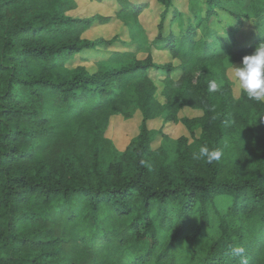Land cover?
I'll list each match as a JSON object with an SVG mask.
<instances>
[{
	"label": "trees",
	"instance_id": "16d2710c",
	"mask_svg": "<svg viewBox=\"0 0 264 264\" xmlns=\"http://www.w3.org/2000/svg\"><path fill=\"white\" fill-rule=\"evenodd\" d=\"M110 1L119 4L115 15L79 16V0H0V264H240L236 246L248 264H264V103L236 97L229 77L264 42V0H186L188 13L157 0L163 11L150 44L141 19L147 1ZM115 19L130 43L86 36ZM225 19L220 34L213 21ZM116 42L92 70L85 64L94 55L84 53ZM154 50L179 66L157 62ZM154 72L169 111L196 78L201 97L188 103L204 115L184 123L201 125L204 137L198 145L179 140L174 170L157 165L146 135L124 174L107 162L116 148L105 131L135 92L152 95ZM213 80L216 92L208 91ZM205 145L222 159L194 160ZM222 197L231 200L223 212ZM184 244L192 247L185 256Z\"/></svg>",
	"mask_w": 264,
	"mask_h": 264
},
{
	"label": "rangeland",
	"instance_id": "374dc122",
	"mask_svg": "<svg viewBox=\"0 0 264 264\" xmlns=\"http://www.w3.org/2000/svg\"><path fill=\"white\" fill-rule=\"evenodd\" d=\"M148 3L147 8L143 11L141 17L143 26L145 29V37L148 41L147 44L153 40L158 33V24L161 21V13L163 6L158 3L157 0H146ZM186 0H175V5L188 13ZM119 4L117 1L106 0L105 2H90L89 0H79V8L73 15L90 16L95 12H100L107 15H115L118 10ZM225 22L220 24L217 21H213V25L218 28L219 33L223 34L225 30ZM169 20L167 18L166 24ZM174 28L179 29L175 24ZM167 32L168 29L166 28ZM251 23H246L243 26L242 35L249 37L251 35ZM86 36L95 39L97 37L104 36L108 39L114 36H120L125 42L130 43L131 34L127 26L121 23L120 20L115 19L111 24L96 23L90 29L87 30ZM251 38V37H250ZM119 42H116L111 47H103V49L97 51H89L84 55H94L85 64L92 70L94 66L95 56H105L110 50L118 46ZM146 44V46H148ZM126 46V45H124ZM127 48V47H125ZM128 48H135L129 45ZM153 54L155 59L159 63H173L176 67L179 66L178 60H173L167 51L154 50ZM140 56L146 55L141 52ZM74 63H80V59L77 56ZM241 62H237L235 65L239 66ZM232 67L229 69V77ZM152 77L155 79L156 85L152 90V95L147 98L148 94H144L142 90L134 93L130 100V107L123 113L115 114L111 117L108 127L106 129V136L113 140L116 152L107 162L112 165H117L124 174H130L133 171V163L137 158L135 148L141 142L142 137L146 136L150 140V147L155 152L154 158L159 166H169L174 170L180 168L182 161L181 155L178 153L179 140L181 138H187L189 144L198 145V140L204 137L203 127L201 125L189 126L185 122V119L193 120V118L201 117L204 115V111L200 108L191 106L188 101H194L200 99V94L196 95V78L193 80L190 86V92L186 89L182 90V93L176 96L174 108L169 111L168 107V94L166 86L160 83L161 76L154 72ZM178 78V77H177ZM231 79V78H230ZM232 81V80H231ZM233 91L236 97H239L241 92L237 89L233 82ZM157 102L162 108L156 107L155 109L148 110V106L153 102ZM175 109V110H174ZM174 110V111H173ZM184 120V121H183ZM236 142L232 140L229 142L228 149L235 145ZM244 158V152H240L239 161ZM222 165V163H221ZM230 165H226L227 169ZM231 200L227 197L219 198L216 202L217 207L223 212L230 205ZM217 228V224L214 226ZM212 231H208L202 238L199 245L206 247L209 244ZM192 250L191 245H182V254L188 255Z\"/></svg>",
	"mask_w": 264,
	"mask_h": 264
},
{
	"label": "clouds",
	"instance_id": "9594fccd",
	"mask_svg": "<svg viewBox=\"0 0 264 264\" xmlns=\"http://www.w3.org/2000/svg\"><path fill=\"white\" fill-rule=\"evenodd\" d=\"M230 78L249 100L264 103V42L260 43L251 54L243 56L239 66H232ZM220 87L221 85L215 80L208 83L210 92H216ZM222 156L223 152L219 148L210 150L206 145L192 154L194 160L205 159L208 164L220 161ZM231 251L233 255L241 257L240 264H248L244 257V247L236 246Z\"/></svg>",
	"mask_w": 264,
	"mask_h": 264
}]
</instances>
